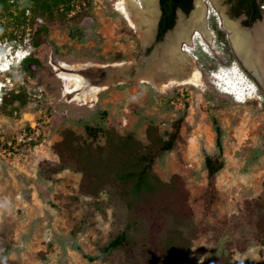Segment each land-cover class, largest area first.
I'll list each match as a JSON object with an SVG mask.
<instances>
[{
  "label": "rangeland",
  "instance_id": "1",
  "mask_svg": "<svg viewBox=\"0 0 264 264\" xmlns=\"http://www.w3.org/2000/svg\"><path fill=\"white\" fill-rule=\"evenodd\" d=\"M202 1L207 5L206 26L211 39L181 44L182 49H190V58L199 70L198 84H176L160 90L131 81L103 90L91 103L74 100L66 93V83L60 78L65 71L62 64L73 68L69 73L95 80L92 66L107 63L88 58L110 60L121 54L123 62L138 64L145 55L139 34L116 10L118 0H94L99 26L95 31L89 27L84 44L71 40L58 23L49 22V38L58 46L57 53L48 44L33 48L31 30L22 43L0 41V68L10 65L7 72H0V264H145L139 251L101 255L100 248L124 225L125 211L116 196L107 191L90 194L84 175L75 166L57 173L61 160L55 148L63 133L72 130L83 136L84 125L100 123L99 112L103 111L109 112L107 127L119 135L134 131L144 143L148 118L154 119L158 133H163L185 115L176 148L154 167L164 183L174 177L182 180L198 229L194 248L178 264H207L211 253H221L226 241L239 236L230 216L246 202L264 199V86L240 62L224 24L219 27L215 16L209 14L224 13L238 24L240 17H231L226 0ZM191 14L183 18L187 20ZM8 23V18L0 21ZM34 24L35 29L46 22L36 20ZM85 24L91 23L87 20ZM159 44L154 43L152 51ZM31 52L41 63L34 76L21 67L23 57ZM232 67L242 71L248 86L255 85V91L243 102L219 88L217 79ZM218 74H222L220 78ZM13 90L27 100L24 107L15 104V111L10 106ZM213 116L224 131L226 165L216 179L219 201L205 214L204 162L206 155L217 152ZM8 142H12L11 147ZM234 259L264 264L257 246L235 253Z\"/></svg>",
  "mask_w": 264,
  "mask_h": 264
},
{
  "label": "trees",
  "instance_id": "2",
  "mask_svg": "<svg viewBox=\"0 0 264 264\" xmlns=\"http://www.w3.org/2000/svg\"><path fill=\"white\" fill-rule=\"evenodd\" d=\"M233 2L236 12L230 14L231 17L238 18L244 11L250 17L254 14L252 19L243 23L244 26L251 27L256 19H261L260 5L264 0H227L228 4ZM159 4L161 17L155 44L161 43L166 33L174 29L178 11L191 14L195 0H159ZM93 10L94 0H0V21L9 19L8 25L0 24V41L19 40L22 43L27 31L31 30L33 48L48 44L57 53L59 48L49 38L47 23H58L71 40L84 44L89 27L95 31L99 26ZM36 20H44L46 24L34 29ZM87 20L91 23L88 26L85 24ZM91 50L94 52L96 48ZM151 52L152 48H149L147 55ZM88 60L115 63L125 59L119 54L110 60L95 57ZM21 64L23 72L29 76H34L41 68L39 59L32 52L24 57ZM25 97L18 90L10 93V106L14 111L18 109L15 104L18 107L26 105ZM99 115L100 123L84 125L83 136L72 130L63 133V140L55 148L61 160L57 173L75 166L84 175L90 194L98 196L107 191L123 206V228L100 248L103 257L139 251L145 264H158V261L178 264L194 248L198 229L193 221L189 193L182 180L174 177L170 183H164L154 172V167L159 159L176 148L185 115L179 116L172 129L163 133H158L154 119L148 118L150 125L145 143L137 138L134 131L119 135L115 129L107 127L108 111L99 112ZM212 121L217 152L206 155L204 162L207 172L205 214L219 201L216 179L226 165L224 131L215 116ZM100 139L104 142L101 143ZM229 222L239 236L226 241L221 253H211L207 264H263L260 261L240 262L234 256L237 252L246 253L252 246H257L260 256H264V199L246 202L237 214L230 216ZM86 258L94 261L91 257Z\"/></svg>",
  "mask_w": 264,
  "mask_h": 264
},
{
  "label": "bare ground",
  "instance_id": "3",
  "mask_svg": "<svg viewBox=\"0 0 264 264\" xmlns=\"http://www.w3.org/2000/svg\"><path fill=\"white\" fill-rule=\"evenodd\" d=\"M196 4L191 16L187 20L182 18L175 31L167 37L161 50L155 51L148 59H142L138 64L121 62L110 66L105 64L92 66L96 73L109 68L116 70L121 76H117L113 81L83 78L68 72L73 68L60 64L65 70L60 73V78L66 83V93L72 94L74 100L91 103L96 101L98 94L103 90L131 81L148 83L160 90L176 84H198L200 73L190 58V49H182L181 46L184 41L190 45L194 40L203 37L211 39L212 33L206 26L207 5L202 0L196 1ZM116 10L139 34L144 45L152 42L160 16L159 0H118ZM211 13L213 11H210V15ZM214 14L222 17L221 25L224 24V28L230 33L233 48L239 59L264 86V24L257 25L251 33H247V30L243 31L237 22L230 20L224 13L214 11ZM132 69L136 70L134 75L130 73ZM221 80L227 85V90L229 89L227 93L240 95L241 98L245 96V99L252 95V88L255 86L247 85V77L238 67L224 73Z\"/></svg>",
  "mask_w": 264,
  "mask_h": 264
},
{
  "label": "water",
  "instance_id": "4",
  "mask_svg": "<svg viewBox=\"0 0 264 264\" xmlns=\"http://www.w3.org/2000/svg\"><path fill=\"white\" fill-rule=\"evenodd\" d=\"M196 1H200V0H195V4H196ZM195 4H194V8H195ZM159 10H160V4H159ZM192 13V12H191ZM187 15L186 14H184L182 11H178V13H177V21H176V25H175V27H174V29L173 30H171V31H168L167 33H166V35H165V37H164V40H163V42H161L157 47H158V49H157V47H155L154 49H153V51L150 53V54H148L147 55V50L149 49V48H151V47H153V45H154V43L156 42V36H157V30H158V24H157V26H156V30H155V34H154V39L152 40V42L150 43V44H148V45H144V53H145V55L140 59V61L142 60V59H148L149 57H151L154 53H155V51H159V50H161V48H162V45L165 43V41H166V39H167V37L169 36V34H171V33H173L174 31H175V29L178 27V25H179V22H180V20L183 18V17H186ZM160 17H161V10H160V16H159V20H160ZM159 20H158V23H159ZM239 26L241 27V28H243V29H246V30H249V31H252V29H254V26L253 27H243L242 25H241V21H242V18H240L239 20ZM183 44H185V43H183ZM110 65H113V63H107V66H110ZM130 73L131 74H135L136 73V70H134V69H132L131 71H130ZM117 76H121L119 73H117V71L116 70H113V69H105V70H100V71H97V73L95 74V79L96 80H100V81H113V80H115V78H117ZM120 85V84H119Z\"/></svg>",
  "mask_w": 264,
  "mask_h": 264
},
{
  "label": "flooded vegetation",
  "instance_id": "5",
  "mask_svg": "<svg viewBox=\"0 0 264 264\" xmlns=\"http://www.w3.org/2000/svg\"><path fill=\"white\" fill-rule=\"evenodd\" d=\"M226 2H227V0H226ZM234 2L233 3H231V4H228V7H229V12H230V14H235V10H233V8H234ZM263 6H264V3H261V5H260V9H261V11L259 12V14H261V19H256V21L253 23V25L251 26V27H253V26H255V24L257 23V22H260L262 19H263V16H264V9H263ZM253 16H254V14L253 15H251V17L250 16H248L247 15V13L244 11V13L240 16V18H242V21H241V25L243 26V27H246V26H244L243 25V23L244 22H246V21H248V20H250V19H252L253 18ZM260 23H263L264 24V22H260ZM250 27V28H251ZM257 27V26H256ZM255 27V28H256ZM254 28V29H255ZM242 30H243V28H241ZM244 30H246V29H244ZM243 30V31H244ZM228 32V31H227ZM247 33L249 32L248 30L246 31ZM229 33V32H228ZM239 58V57H238ZM240 60V59H239ZM240 62L243 64V62L240 60ZM243 66H244V64H243ZM245 67V66H244ZM245 69L249 72V73H251L246 67H245ZM252 74V73H251Z\"/></svg>",
  "mask_w": 264,
  "mask_h": 264
},
{
  "label": "built area",
  "instance_id": "6",
  "mask_svg": "<svg viewBox=\"0 0 264 264\" xmlns=\"http://www.w3.org/2000/svg\"><path fill=\"white\" fill-rule=\"evenodd\" d=\"M263 9H264V6H263ZM217 12V11H216ZM211 15H214L215 16V18L217 19V21H218V24H219V27H221V18H220V16L219 15H215L214 14V12L213 13H211ZM211 15L209 14V16L211 17ZM185 45V44H184ZM201 45V44H200ZM204 51H205V53L207 52L205 49H204ZM208 53V52H207ZM22 140V139H21ZM29 140H31V138H29ZM8 145L11 147L12 146V142H8Z\"/></svg>",
  "mask_w": 264,
  "mask_h": 264
},
{
  "label": "clouds",
  "instance_id": "7",
  "mask_svg": "<svg viewBox=\"0 0 264 264\" xmlns=\"http://www.w3.org/2000/svg\"><path fill=\"white\" fill-rule=\"evenodd\" d=\"M200 47H202L201 45H200ZM203 51H204V49H202ZM205 52V51H204ZM207 53V52H206ZM208 54V53H207Z\"/></svg>",
  "mask_w": 264,
  "mask_h": 264
}]
</instances>
